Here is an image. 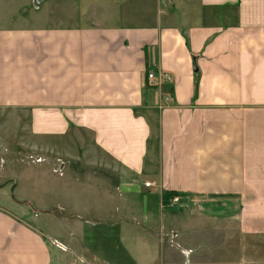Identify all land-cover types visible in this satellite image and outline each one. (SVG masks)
Here are the masks:
<instances>
[{"label": "crops", "instance_id": "crops-1", "mask_svg": "<svg viewBox=\"0 0 264 264\" xmlns=\"http://www.w3.org/2000/svg\"><path fill=\"white\" fill-rule=\"evenodd\" d=\"M36 3L49 24L0 26V170L27 162L6 141L17 119L39 158L30 201L67 243L0 207V264H139L123 234L139 253L165 239L167 264H198L170 248L203 208L164 207L165 191L223 199L229 247L236 230L244 246L263 239L264 0ZM152 70L171 80L149 85ZM11 171L0 189L17 184Z\"/></svg>", "mask_w": 264, "mask_h": 264}, {"label": "rangeland", "instance_id": "rangeland-1", "mask_svg": "<svg viewBox=\"0 0 264 264\" xmlns=\"http://www.w3.org/2000/svg\"><path fill=\"white\" fill-rule=\"evenodd\" d=\"M36 6V0H0V26H6L10 18L14 20L12 26L49 24L50 21H44V19L38 20V16L44 13L35 10ZM2 122L1 120L0 126H3ZM12 122L11 125L9 123L8 125L6 124L8 129L11 128L6 135V141H9L11 156L18 155L17 157L25 158L24 154L26 153L28 158H26V163L18 158H12V160H5L7 163L2 164L3 170H0V172L4 173V171H8L10 168V170L12 169L11 177L14 178L16 176L15 178L18 181L15 185H5L0 189V207H4L12 214L27 220L43 236L49 238L48 240L54 237L59 244L65 245L67 240L60 235L62 232L64 235L63 223L58 221L56 215L40 213L34 206V203L30 201V198L37 199L40 195V192L36 193V175L31 173L35 170V167H40L36 166L39 158L31 154L30 142L26 148L20 147L18 120L13 119ZM21 170H26V179L22 180L21 176H24V171ZM0 184H3V182ZM171 199L168 204L171 209L177 208L178 205H181V209H183L187 206L186 202H188V206L191 209L198 210L203 208L202 213L193 214L195 220L192 221L188 229L178 231V235L176 233L177 236H174L175 244L172 245L174 247L170 248L173 253H179L175 248L180 250L186 249L189 253L191 252V255L193 254V258H189V260H195L198 264H264V238L258 239L253 237L247 239L248 242L246 241L247 244L244 246L242 244L243 235L236 230V245L229 247L228 236L229 234H233V232L231 230L228 231L227 205L224 204L223 199H221L222 203H218L216 200L215 202H211L201 198H193L188 201L178 199V202L173 204L170 202ZM207 213L208 216H215L214 222L209 221L204 216ZM123 242L139 264H167L166 254L164 253L165 239L151 243L146 251L142 250L140 253L130 247L124 234ZM51 250L53 256L57 254L56 247L53 246ZM64 254H68L65 248ZM190 262L188 264H191ZM52 264H55V261H52Z\"/></svg>", "mask_w": 264, "mask_h": 264}, {"label": "built area", "instance_id": "built-area-1", "mask_svg": "<svg viewBox=\"0 0 264 264\" xmlns=\"http://www.w3.org/2000/svg\"><path fill=\"white\" fill-rule=\"evenodd\" d=\"M171 80V76L168 73L162 72V71H156V70H152V71H148L146 73V81L148 82L149 85L151 86H155V87H160L162 85V83L170 81ZM164 100L167 102L168 101V97H164ZM150 183H145V186H150ZM178 197H174L171 199V203H177L178 202Z\"/></svg>", "mask_w": 264, "mask_h": 264}, {"label": "trees", "instance_id": "trees-1", "mask_svg": "<svg viewBox=\"0 0 264 264\" xmlns=\"http://www.w3.org/2000/svg\"><path fill=\"white\" fill-rule=\"evenodd\" d=\"M180 194L174 193L172 191H165L161 195V202L164 207H168L169 200L175 196H179Z\"/></svg>", "mask_w": 264, "mask_h": 264}]
</instances>
